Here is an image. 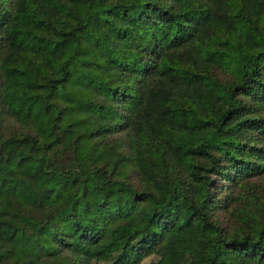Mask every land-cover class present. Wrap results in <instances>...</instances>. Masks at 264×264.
<instances>
[{
  "label": "trees",
  "instance_id": "16d2710c",
  "mask_svg": "<svg viewBox=\"0 0 264 264\" xmlns=\"http://www.w3.org/2000/svg\"><path fill=\"white\" fill-rule=\"evenodd\" d=\"M0 264H264V0H0Z\"/></svg>",
  "mask_w": 264,
  "mask_h": 264
}]
</instances>
